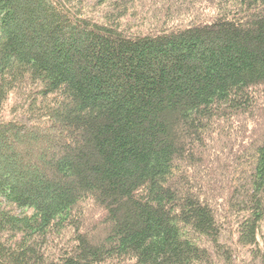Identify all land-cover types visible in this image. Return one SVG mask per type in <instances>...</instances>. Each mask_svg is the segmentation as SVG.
Wrapping results in <instances>:
<instances>
[{
	"label": "trees",
	"instance_id": "trees-1",
	"mask_svg": "<svg viewBox=\"0 0 264 264\" xmlns=\"http://www.w3.org/2000/svg\"><path fill=\"white\" fill-rule=\"evenodd\" d=\"M0 264H264V0H0Z\"/></svg>",
	"mask_w": 264,
	"mask_h": 264
}]
</instances>
